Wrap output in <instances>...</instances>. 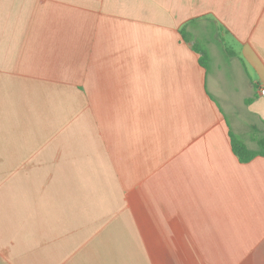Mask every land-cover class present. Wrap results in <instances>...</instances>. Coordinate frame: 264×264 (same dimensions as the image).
Instances as JSON below:
<instances>
[{
    "label": "crops",
    "instance_id": "obj_1",
    "mask_svg": "<svg viewBox=\"0 0 264 264\" xmlns=\"http://www.w3.org/2000/svg\"><path fill=\"white\" fill-rule=\"evenodd\" d=\"M262 88L264 0H0V264H264Z\"/></svg>",
    "mask_w": 264,
    "mask_h": 264
},
{
    "label": "trees",
    "instance_id": "obj_2",
    "mask_svg": "<svg viewBox=\"0 0 264 264\" xmlns=\"http://www.w3.org/2000/svg\"><path fill=\"white\" fill-rule=\"evenodd\" d=\"M181 32L183 34V37L186 40H188L189 37L187 36V34L183 30H181ZM192 47L199 54V63L205 68H207L210 62V56L208 52L195 44H193ZM251 101H252V98L245 99L246 103H250ZM252 130L257 131L258 133H261L260 135L256 137V142H257L256 149L250 148L239 135L234 133L231 129L229 130L231 148L234 154L242 162H247L253 159L257 155L264 156V131L260 132L256 127H253Z\"/></svg>",
    "mask_w": 264,
    "mask_h": 264
},
{
    "label": "built area",
    "instance_id": "obj_3",
    "mask_svg": "<svg viewBox=\"0 0 264 264\" xmlns=\"http://www.w3.org/2000/svg\"><path fill=\"white\" fill-rule=\"evenodd\" d=\"M260 93L264 95V88L260 89Z\"/></svg>",
    "mask_w": 264,
    "mask_h": 264
}]
</instances>
